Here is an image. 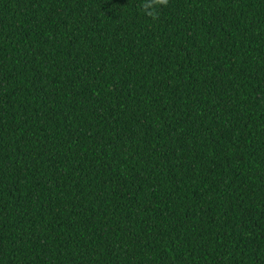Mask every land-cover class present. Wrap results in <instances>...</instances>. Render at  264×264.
<instances>
[{"label":"trees","instance_id":"1","mask_svg":"<svg viewBox=\"0 0 264 264\" xmlns=\"http://www.w3.org/2000/svg\"><path fill=\"white\" fill-rule=\"evenodd\" d=\"M0 0V264H264V0Z\"/></svg>","mask_w":264,"mask_h":264},{"label":"clouds","instance_id":"2","mask_svg":"<svg viewBox=\"0 0 264 264\" xmlns=\"http://www.w3.org/2000/svg\"><path fill=\"white\" fill-rule=\"evenodd\" d=\"M170 0H140L138 10L153 21L159 18V10L167 7Z\"/></svg>","mask_w":264,"mask_h":264}]
</instances>
